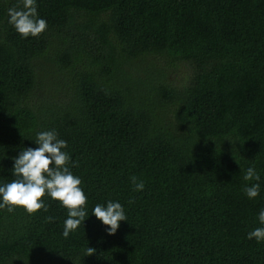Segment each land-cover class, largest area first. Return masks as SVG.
I'll use <instances>...</instances> for the list:
<instances>
[{
    "label": "trees",
    "instance_id": "obj_1",
    "mask_svg": "<svg viewBox=\"0 0 264 264\" xmlns=\"http://www.w3.org/2000/svg\"><path fill=\"white\" fill-rule=\"evenodd\" d=\"M36 6L47 28L25 38L8 22L22 0H0V185L54 130L89 216L65 238L68 211L48 195L47 211L0 209V264H264L247 238L264 227V0ZM153 58L190 74L172 83ZM110 200L127 217L113 235L92 214Z\"/></svg>",
    "mask_w": 264,
    "mask_h": 264
},
{
    "label": "clouds",
    "instance_id": "obj_2",
    "mask_svg": "<svg viewBox=\"0 0 264 264\" xmlns=\"http://www.w3.org/2000/svg\"><path fill=\"white\" fill-rule=\"evenodd\" d=\"M23 7L8 9V22L14 26L22 37L38 36L47 28V21L40 18L37 12L36 0H22ZM35 143L38 147H27L14 158L13 175L16 179L0 185V209L7 208L9 212L16 207L24 208L29 214L43 209L48 210L43 197L50 196L57 200L68 211L64 221L63 236L67 238L88 217L85 211L87 196L80 187L82 181L69 169L70 156L62 149L67 142L58 139L54 130L41 131L36 135ZM132 183L136 191L144 188V183L133 176ZM245 181H259L260 176L254 167H249L244 175ZM244 192L250 199L259 195L260 184L245 186ZM92 214L104 225L108 226V234L116 233L121 221L127 220L123 206L119 202L108 201L106 206L96 204ZM49 221L53 218L48 217ZM258 220L264 225V209L258 214ZM248 239L257 242L264 241V227H257L247 234ZM93 247L86 249L85 256L94 254Z\"/></svg>",
    "mask_w": 264,
    "mask_h": 264
},
{
    "label": "rangeland",
    "instance_id": "obj_3",
    "mask_svg": "<svg viewBox=\"0 0 264 264\" xmlns=\"http://www.w3.org/2000/svg\"><path fill=\"white\" fill-rule=\"evenodd\" d=\"M153 60L157 68L164 71L165 78L172 83L179 84L190 74V66L184 62L171 61L167 58H153ZM52 67L56 66L53 65Z\"/></svg>",
    "mask_w": 264,
    "mask_h": 264
}]
</instances>
